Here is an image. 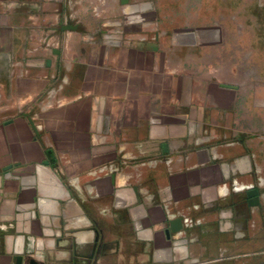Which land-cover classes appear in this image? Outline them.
I'll return each mask as SVG.
<instances>
[{"label": "crops", "instance_id": "crops-1", "mask_svg": "<svg viewBox=\"0 0 264 264\" xmlns=\"http://www.w3.org/2000/svg\"><path fill=\"white\" fill-rule=\"evenodd\" d=\"M181 6L0 0V264H264V101Z\"/></svg>", "mask_w": 264, "mask_h": 264}, {"label": "rangeland", "instance_id": "rangeland-1", "mask_svg": "<svg viewBox=\"0 0 264 264\" xmlns=\"http://www.w3.org/2000/svg\"><path fill=\"white\" fill-rule=\"evenodd\" d=\"M181 1V8L167 10L168 23L188 20L209 36L219 35L221 26L225 63L239 61V74L225 72V83L239 91L240 101H264V0Z\"/></svg>", "mask_w": 264, "mask_h": 264}, {"label": "water", "instance_id": "water-1", "mask_svg": "<svg viewBox=\"0 0 264 264\" xmlns=\"http://www.w3.org/2000/svg\"><path fill=\"white\" fill-rule=\"evenodd\" d=\"M257 195V193L256 192H254L252 195H250L251 197H254V196H256Z\"/></svg>", "mask_w": 264, "mask_h": 264}]
</instances>
